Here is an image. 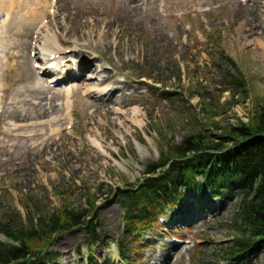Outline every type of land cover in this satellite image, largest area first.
<instances>
[{"label":"rangeland","instance_id":"rangeland-1","mask_svg":"<svg viewBox=\"0 0 264 264\" xmlns=\"http://www.w3.org/2000/svg\"><path fill=\"white\" fill-rule=\"evenodd\" d=\"M49 3L53 10L48 13V32L55 34L59 30L62 39L68 42L62 46L67 54L69 49L79 50L81 45H89L99 51L92 56H99L96 61L104 65L109 76H116L119 81L127 78L142 83L137 94L129 98H134L131 106L143 109L144 127L129 130V134L121 137L115 118L111 117L105 125L101 117L92 115L90 105H95L94 95L86 96L81 90L77 93L78 80L65 82L64 88H52L48 87L49 76L37 75L33 68L39 62L35 50L37 36L31 35V30L20 39L4 32L0 85L7 88L8 105H0V222L13 219L17 220L16 225L21 221L26 226L31 220L62 210L65 204L74 210H87L89 196L104 234L103 243L87 251L83 246L87 235L79 227L71 229L40 245L45 250L43 253L52 259L51 263L44 264H86L87 258L95 264H121L114 242L124 234V211L116 202V194L136 186L144 168L158 161L170 145L180 144L186 137L198 133L222 135L230 126L249 124L257 113L262 112L264 118V1L257 11L250 0L129 1V5L139 8L137 38L145 41L163 35L167 40V46L158 51L150 44L149 56L143 61L134 59L138 50L134 44L131 47L126 38L123 48L132 50L134 55L122 49L116 51L114 36L109 39L113 43L112 51L105 52L104 23L113 21L114 12L126 5L127 0H49ZM63 10L70 11L78 22L93 24V18L99 19L98 34L76 42L84 33L72 22L66 23L65 29ZM11 42L17 49H9ZM31 54L36 55L33 58ZM30 78L35 82L28 80ZM235 79H242L247 94L233 82ZM37 81L49 90L44 97L53 98L55 105H60L66 90L69 97L73 95L75 103L70 121L65 119L64 111H48L46 118L37 119L42 114L38 106L40 97L28 91ZM163 91L169 93L170 98L167 99ZM3 95L0 92V97ZM45 104L47 102L43 101ZM44 110H48V104ZM15 113L25 117L19 123L25 128L12 130V138H7L5 129L18 123L8 117ZM51 119L61 120L53 129L62 134L63 139L56 136L54 140L66 145V153L55 163L52 154L48 155L49 163L43 170L30 166L35 163L32 149L50 135L46 132L39 140L27 137L45 131L36 124ZM96 134L101 135L102 146L107 149L102 154L89 142V136ZM52 148L59 153L56 146ZM9 157H20L27 163L22 166L18 160L9 169ZM180 197L175 205L166 208L163 217L148 226V230L143 232L144 226L139 228V234L133 236L129 247L128 264H145L150 251L156 252L161 244L168 243L178 245V252L169 259L171 264H175L177 258L179 264H212L221 257L220 249L236 236L237 192L222 191L214 195L206 191L202 196L182 192ZM185 201L193 202L196 208L197 215H193V219L202 215L200 224L194 228L181 223L174 225L167 220ZM219 206L225 210L212 215L213 208ZM66 240L74 242L73 248L64 250ZM0 242L12 243L1 233ZM252 262L264 264V257Z\"/></svg>","mask_w":264,"mask_h":264},{"label":"trees","instance_id":"trees-1","mask_svg":"<svg viewBox=\"0 0 264 264\" xmlns=\"http://www.w3.org/2000/svg\"><path fill=\"white\" fill-rule=\"evenodd\" d=\"M227 61L233 66L231 60ZM233 82L247 94L242 79ZM163 95L170 98L167 92L163 91ZM233 190L239 197L234 226L236 236L220 249L221 257L212 264H252L258 257H264L262 112L257 113L249 124L230 126L222 135L198 133L186 137L180 144L170 145L158 161L144 168L136 186L116 194V202L124 211L125 226L122 238L115 243L120 261L125 264L129 259V247L133 236L139 234V228L154 223V218L174 204L182 192L201 195L211 191L217 195ZM86 201L87 210H74L65 204L62 210L31 220L26 226L21 221L16 225L17 220L13 219L0 222V233L12 242H0V264L52 262L40 245L77 227L87 235L84 246L88 250L103 243L104 234L93 212L95 204L89 196Z\"/></svg>","mask_w":264,"mask_h":264},{"label":"bare ground","instance_id":"bare-ground-1","mask_svg":"<svg viewBox=\"0 0 264 264\" xmlns=\"http://www.w3.org/2000/svg\"><path fill=\"white\" fill-rule=\"evenodd\" d=\"M129 1L127 0L126 5L122 8H118L113 14V21H105L104 28L102 30V40L105 44V52H111L113 43L109 41L110 37L114 36V43L116 42L115 50L122 49L123 52L128 51V53H132L130 49H124V40L127 39L130 46L133 44L137 48L138 52L135 55L134 59L143 61L145 56H149V48L150 44H154L156 51L159 50L162 46H167V40L163 35H158L157 37H151L149 39H145L142 41L141 38H137L136 32L140 31L138 26L140 21L138 20V10L139 8L132 7L129 5ZM254 4L255 11H257L258 5L262 3L264 0H250ZM52 9L49 0H0V52L3 50V33L5 32L8 36H15V39H20L23 37L24 33L27 35L31 30L33 36H37L35 42V50L38 52L39 60L44 61V69L43 74L47 76V73L50 71H46V67L48 64L52 62H57L59 65L65 63L67 65H72L71 62L76 61L72 67L63 68L66 73H69L70 70L75 69L78 72V91H83L86 96H93L95 100V105H90L93 108V114L96 117H101L104 121L105 125L110 122V118H115L114 120L117 123L118 134L123 137L125 134H129V130L140 129L144 127L143 120V109L140 107L131 106L132 101L134 100L129 97H134L137 94L138 89L142 83H136L133 81L126 80L119 81L116 76H109L105 71L104 65H99L97 63V59L99 56H92V54H99V51L90 47L89 45H81L80 49H69L68 55L66 51L63 49V44H67L68 42L64 41L59 34V30L55 34H51L48 31L49 27V17L48 11ZM58 11V10H57ZM59 12V11H58ZM63 14L65 16L64 27L66 29V23L72 22L74 25L78 26L79 30H82L84 33L80 35V37L76 38V42H80L81 40H86L90 35L98 34V27L101 24V21L97 18H93V24L87 21H76L75 18H72V14L68 10H63ZM55 16V15H54ZM91 16V14H90ZM43 21H47L45 24ZM32 36V37H33ZM26 45L29 46V42H26ZM10 50H15V47L12 42L8 45ZM115 51V52H116ZM92 56V57H91ZM52 57L56 59H51ZM51 59V60H50ZM105 62V60L103 59ZM7 62V61H6ZM71 63V64H70ZM5 68L8 69L7 63H5ZM38 70V74H39ZM90 75H87L89 74ZM51 79V78H50ZM64 79L67 82L71 80H75L76 78L69 77L67 74ZM5 80V78L3 79ZM33 81V79H28ZM40 80V79H38ZM35 82V80L33 81ZM52 83V80L48 82V87ZM134 83V84H133ZM33 87L28 91L32 95H39L38 98V106L42 109V114L37 116L38 118H46L48 115V111L58 113L60 111L65 112V119L71 120L73 117V107L75 101H73V95L69 97V91L65 92L64 99L60 103V105H55V100L53 98L44 97L48 94L49 90L40 85L39 81L37 83L32 84ZM7 88L3 85H0V92L4 93L2 97H0V105L4 104L8 105L6 102L7 98L5 94L7 93ZM25 92V91H24ZM128 93V94H127ZM43 101H46L48 104V110H44ZM131 104V105H130ZM117 108L116 110L114 109ZM13 120H17V124L11 126L9 125L8 129H5V137L12 138L11 131H16L17 129L25 128L24 125H20V122L25 120V117H21L18 114H14V116H8ZM63 117V118H64ZM62 120V118H61ZM61 120L51 119L50 121H40L36 124V127H40L42 129H46L43 132H40L38 135H29L27 137L31 139L39 140L46 135V132L49 133L50 136H47L39 143V145L33 147L32 151L35 152V163L30 166H37L39 169H44L47 167V163H49L47 156L51 155L54 158V163L58 161L59 156L65 157V149L63 143L56 142L54 137H61L60 140L63 139V135L60 134L56 129H53L54 125L59 124ZM112 120V119H111ZM27 127H32L31 125H27ZM47 127V128H46ZM87 128V127H86ZM97 133H98V129ZM90 145L97 149V151L102 154L106 148H103V140L101 139L100 134H96L95 136H89ZM50 142V145H49ZM50 146V147H49ZM53 146L57 147L59 153H56L53 150ZM8 168L12 169L16 164V161L19 162L22 166L26 165L27 161H21L20 157L17 159L13 157H9L7 159ZM7 168V169H8ZM30 168V167H29ZM29 168H24V170H29ZM212 205H210L211 207ZM225 210L224 207L219 206V208H213L212 215L214 213L219 214ZM197 215L196 208H194L193 202H183L180 208H177V211L174 212L173 215H169L167 220L172 224L181 223L183 225H189V227H196L200 224V217L202 215H198L196 219H193V215ZM200 221V222H199ZM74 242L71 240H66L63 247L64 250L68 248H73ZM178 247L174 244L168 243V245L161 244V247H158L156 252L150 251L147 255V259L145 264H171L172 262L169 259L178 252ZM175 264H179L178 258L174 260Z\"/></svg>","mask_w":264,"mask_h":264}]
</instances>
